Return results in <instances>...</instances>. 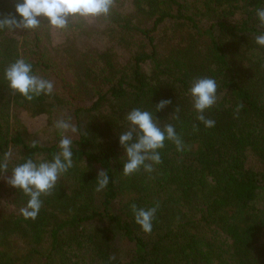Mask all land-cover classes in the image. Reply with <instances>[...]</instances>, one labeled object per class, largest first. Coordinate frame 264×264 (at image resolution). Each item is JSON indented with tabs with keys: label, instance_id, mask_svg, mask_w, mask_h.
Listing matches in <instances>:
<instances>
[{
	"label": "trees",
	"instance_id": "16d2710c",
	"mask_svg": "<svg viewBox=\"0 0 264 264\" xmlns=\"http://www.w3.org/2000/svg\"><path fill=\"white\" fill-rule=\"evenodd\" d=\"M17 2L0 0V19L16 15ZM261 8L264 0H113L107 19L71 20L57 44L46 21L0 30V160L11 153L0 170V264H264ZM18 58L53 82L51 96L29 102L8 87L3 70ZM201 77L218 86L204 113L211 128L188 94ZM162 99L172 103L156 113ZM133 108L173 124L186 150L166 141L152 172L125 176L118 135ZM21 111L46 115L47 135L30 133ZM59 119L78 129L65 133L73 167L25 219L28 197L7 177L25 159L51 160ZM100 170L110 182L96 191ZM133 204L157 207L150 233Z\"/></svg>",
	"mask_w": 264,
	"mask_h": 264
},
{
	"label": "clouds",
	"instance_id": "9594fccd",
	"mask_svg": "<svg viewBox=\"0 0 264 264\" xmlns=\"http://www.w3.org/2000/svg\"><path fill=\"white\" fill-rule=\"evenodd\" d=\"M113 0H18L15 4L16 15L0 19V30L29 31L40 27L46 21L49 28L66 30L69 22L74 19L100 18L107 19L112 14ZM259 23L264 26V8L256 10ZM255 43L264 47V33L256 36ZM3 79L8 87L23 97L26 101H33L41 96H51L54 84L51 80L38 75L33 65L24 58H18L3 70ZM217 83L210 77L196 78L191 82L188 94L192 98L193 109L197 119L206 127L215 126V121L207 119L204 113L217 102ZM172 103L169 99H162L155 105V111L160 112ZM178 113L179 109H175ZM129 129L118 135V143L124 154L122 172L130 176L141 169L152 172L153 165L161 162L160 150L165 142L175 145L178 152L185 151L186 146L175 131L173 124L161 126L152 111L133 108L125 115ZM179 119V116H176ZM60 137L58 152L51 160L36 162L31 158L15 166L7 177V184L13 189L21 191L28 197L26 204L20 209L25 219L35 220L42 208L44 195L51 194L58 179L73 167V140L65 135L67 132L76 133L78 129L67 119H59L54 125ZM11 153H5L0 160V170L6 169L4 163ZM110 182L106 171L100 170L96 174V191L105 189ZM134 222L145 233H150L157 207L137 208L131 206ZM114 261L115 257H110Z\"/></svg>",
	"mask_w": 264,
	"mask_h": 264
},
{
	"label": "rangeland",
	"instance_id": "374dc122",
	"mask_svg": "<svg viewBox=\"0 0 264 264\" xmlns=\"http://www.w3.org/2000/svg\"><path fill=\"white\" fill-rule=\"evenodd\" d=\"M52 42L54 44L62 41V36L57 29H51ZM19 117L27 130L36 135L37 137H45L46 131V115L41 114L37 116H30L26 111L19 112ZM6 175H2L1 179L4 180Z\"/></svg>",
	"mask_w": 264,
	"mask_h": 264
}]
</instances>
